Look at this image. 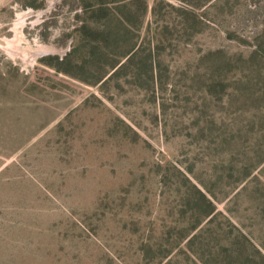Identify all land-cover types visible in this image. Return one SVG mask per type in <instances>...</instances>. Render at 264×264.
<instances>
[{
    "label": "rangeland",
    "instance_id": "rangeland-1",
    "mask_svg": "<svg viewBox=\"0 0 264 264\" xmlns=\"http://www.w3.org/2000/svg\"><path fill=\"white\" fill-rule=\"evenodd\" d=\"M94 1L0 0V264L260 263L264 0Z\"/></svg>",
    "mask_w": 264,
    "mask_h": 264
},
{
    "label": "trees",
    "instance_id": "trees-1",
    "mask_svg": "<svg viewBox=\"0 0 264 264\" xmlns=\"http://www.w3.org/2000/svg\"><path fill=\"white\" fill-rule=\"evenodd\" d=\"M130 4L127 1H123L120 3V7L114 8L113 6L108 5L105 1L95 0L93 3H89L88 5H84V14L87 15L91 12L94 15V19L96 21V25L93 27L96 29V37L95 41H97V45H94L90 48V53H92L95 58V55L99 57V61L108 60V57H113L112 63L107 65L101 71V78L99 81L104 79L112 69L116 68L123 59L127 57L125 61L126 64L131 61L132 57L137 54L136 52L137 45L136 43H131L129 45H121L123 49L121 51L118 48L120 38L126 36L132 29L129 25V6ZM147 11V4H144L143 14ZM80 35L84 39H89V32L93 31L92 28L87 25L86 20L80 25ZM98 49V51H97ZM119 50V51H118ZM71 54L66 55L60 64H66L68 58ZM131 59V60H130ZM125 62L120 65L122 67L125 65ZM260 263L256 261H252V264H264V257ZM229 264H234L231 262Z\"/></svg>",
    "mask_w": 264,
    "mask_h": 264
}]
</instances>
